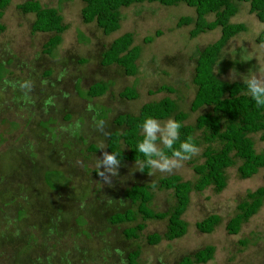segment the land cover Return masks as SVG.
Returning a JSON list of instances; mask_svg holds the SVG:
<instances>
[{
    "label": "rangeland",
    "instance_id": "rangeland-1",
    "mask_svg": "<svg viewBox=\"0 0 264 264\" xmlns=\"http://www.w3.org/2000/svg\"><path fill=\"white\" fill-rule=\"evenodd\" d=\"M21 1L10 0L0 18L4 24L0 33V264H128L127 254L135 249L139 251L136 264H174L182 254L208 244L214 247L212 258L198 264H264V200L236 234L224 228L246 191L264 183V168L241 179L236 170L238 159L225 169L226 183L219 192L212 186L200 192L190 190L181 214L186 230L180 237L146 243V234L165 231L166 218L144 220L137 214L130 222L108 221L114 212L134 208L123 195L133 183H152L169 174L193 182L196 175L191 165L202 162L201 152L208 145L201 130H195L198 154L171 173L153 168L142 173L138 162L122 161L110 184L99 176L104 170L98 161L107 134L120 130L113 123L117 114H135L143 103L163 96L187 112L188 124L209 110L203 106L189 111L195 90L191 78L197 50L214 41L219 28L190 38L191 25L176 26V21L182 15L193 17V7L184 2L144 1L120 7L119 27L105 35L94 22L81 21V0H39L41 6L56 8L67 24L60 42L46 54L41 47L52 33L30 31L34 14L19 11L16 4ZM206 18L211 20L213 15ZM230 21L241 22L246 29L226 41L214 72L225 81L244 82L253 73L264 76V42L255 41L264 22L248 11L244 1L237 3ZM156 30L160 32L157 36ZM124 32H130L132 45L139 47L135 75H125L116 64L99 63L101 52ZM147 35L154 36L144 43L142 38ZM226 60L240 67L235 64L219 73ZM101 80L108 85L106 91L87 97V86ZM158 85L173 91L148 92ZM125 86L135 89L134 99L117 95ZM168 119L158 122L163 127ZM248 136L255 151L261 150L264 141L259 132ZM155 143L161 145L159 139ZM89 145L95 147L94 152ZM151 192L153 210H168L174 204L171 190L154 188ZM210 213L218 214L219 222L211 232H199L194 223ZM137 222L144 223L143 229L136 238H126L122 230Z\"/></svg>",
    "mask_w": 264,
    "mask_h": 264
},
{
    "label": "trees",
    "instance_id": "trees-1",
    "mask_svg": "<svg viewBox=\"0 0 264 264\" xmlns=\"http://www.w3.org/2000/svg\"><path fill=\"white\" fill-rule=\"evenodd\" d=\"M10 0H0V18L3 9ZM79 10L83 23L94 22L103 34H108L119 27L120 7H126L133 3L157 2L161 5H173L184 2L193 7L194 16L182 15L176 21V26L191 25L188 30L190 38L207 30L219 28V36L197 50L194 59L193 75L191 78L195 86L193 96L189 102V111L194 112L198 108L206 106L209 110L196 115L193 124L185 122L187 112L178 109L175 101L163 96L156 101L143 103L137 113H119L113 118V123L120 130H113L107 134L105 151L117 155V159L139 163V171L148 173L150 166L144 164L145 157L137 149L138 142L143 140L142 124L147 117L161 120L171 118L181 122L179 143L191 136L196 145L199 144L195 136V130H201L203 142L208 143L202 152V162L194 163L191 169L196 175L193 182L181 180L178 174H169L152 183H133L125 189L124 197L134 205V208H126L121 212H114L108 217L112 224L130 222L135 220L137 214L141 219L166 218V229L163 233L151 232L145 235V241L149 245L158 243L162 238L171 240L185 233L186 223L181 218L188 201L190 190L202 191L207 186H212L215 192H219L226 183L225 169L234 164V160L240 162L236 166L237 174L241 179L256 173L259 168H264V146L255 151L253 141L248 136L250 133L259 132V139L264 141V106H258L248 93L247 85L243 81H225L214 72V66L219 58L220 51L226 41L233 35L245 31L246 27L241 22H231L230 18L237 11V3H248V11L253 13L256 19L264 22V0H81ZM19 11L31 12L34 18L29 25L31 32L52 33L42 44L41 51L49 54L60 42V34L67 28L56 8L41 6L39 0H23L16 4ZM212 14L208 20L206 15ZM4 30V24L0 22V33ZM159 30L154 35H159ZM153 35V36H154ZM152 35L142 38L144 43L153 39ZM257 43L264 42V28L256 35ZM139 47L132 45V34L124 32L113 38L107 48L101 52L99 63L103 66L116 64L125 75H135L137 72L136 59ZM236 61H222L218 72L232 68ZM238 67H240L239 64ZM108 88L107 83L95 81L87 86L85 95L97 97ZM172 92L167 85H158L151 92ZM120 98L134 99L137 92L132 86H125L117 92ZM217 143L218 147H212ZM159 147L163 148L161 144ZM94 152V146L89 145ZM165 153L171 156V151L164 148ZM46 174H44L45 176ZM0 176H3L0 174ZM45 178V177H44ZM264 182V171L262 173ZM171 190L174 204L168 210L155 211L149 206L152 198V189ZM264 200V183L245 193L244 199L236 205L237 212L227 219L224 224L228 234H236L242 222L246 221L261 205ZM219 215L210 213L194 223L195 228L201 233H209L219 222ZM144 223L137 222L124 228L123 235L126 238H136ZM213 245H205L196 249L191 254H182L174 264H198L205 263L212 258ZM138 249L127 254V263L136 264Z\"/></svg>",
    "mask_w": 264,
    "mask_h": 264
},
{
    "label": "clouds",
    "instance_id": "clouds-1",
    "mask_svg": "<svg viewBox=\"0 0 264 264\" xmlns=\"http://www.w3.org/2000/svg\"><path fill=\"white\" fill-rule=\"evenodd\" d=\"M234 79L235 76H232ZM247 85L248 93L258 106H264V76H257L253 73L244 81ZM24 87H28L27 84ZM99 126L103 127V121L99 122ZM181 122L169 118L163 123V127L158 120L147 117L142 124L143 140L138 142L137 149L145 157L144 163L151 168L162 173H171L174 169L182 166V163L190 159L193 155L198 154L199 148L194 142V138L189 136L186 140L179 143L178 148H174V144L180 140ZM160 133V136H157ZM159 139L163 148L157 147L156 141ZM164 148L171 151V156L167 155ZM103 165L104 170L99 172L102 180L110 184L111 177L117 175V169L120 160L117 155L104 151L102 159L98 161V166ZM101 168V167H100Z\"/></svg>",
    "mask_w": 264,
    "mask_h": 264
}]
</instances>
